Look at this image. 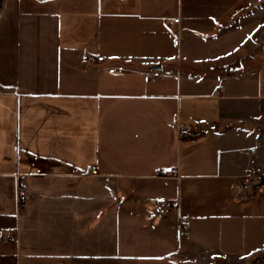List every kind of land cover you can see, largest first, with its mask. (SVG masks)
<instances>
[{
  "label": "crops",
  "instance_id": "crops-1",
  "mask_svg": "<svg viewBox=\"0 0 264 264\" xmlns=\"http://www.w3.org/2000/svg\"><path fill=\"white\" fill-rule=\"evenodd\" d=\"M213 1H1L0 264H264V81Z\"/></svg>",
  "mask_w": 264,
  "mask_h": 264
},
{
  "label": "rangeland",
  "instance_id": "rangeland-1",
  "mask_svg": "<svg viewBox=\"0 0 264 264\" xmlns=\"http://www.w3.org/2000/svg\"><path fill=\"white\" fill-rule=\"evenodd\" d=\"M1 1L2 0H0V4ZM236 1L238 8L233 14L239 15L237 16L239 24H244L247 21L248 26H244L243 29L246 31H244V34H241V37L238 39V41H240L238 51L229 53L228 59H224L222 63L226 64L231 62L232 66L242 68V66L246 65L247 56L251 57L254 55L256 64L261 69V75L264 81V0H220L219 2L216 0L213 1V4H215L217 8L219 7V9H222L225 4H232ZM246 13L249 14L246 15ZM247 29H249V32H247ZM219 62H221V60ZM263 84L264 82H262L260 87L261 93H264ZM262 151L264 153V147ZM261 164V171L254 169V172L258 174L260 180H264V154L261 159Z\"/></svg>",
  "mask_w": 264,
  "mask_h": 264
},
{
  "label": "built area",
  "instance_id": "built-area-1",
  "mask_svg": "<svg viewBox=\"0 0 264 264\" xmlns=\"http://www.w3.org/2000/svg\"><path fill=\"white\" fill-rule=\"evenodd\" d=\"M171 23L173 25L179 23V18H174ZM170 38L172 39L173 45L178 46L179 43V34L175 30H171L170 32ZM82 59L87 62L88 64L91 65H99L104 63L106 60L103 56L99 55H94V54H83ZM121 72V69H117L115 67L109 68L108 72L113 73V72ZM150 78L156 79L160 77V74H154L152 75H147ZM178 128V133L179 135H185L187 137H194L193 133H188V132H182L183 127L181 125H177ZM254 149H251L250 152L254 153ZM97 172L96 169L92 166H87L85 168H82L77 172L78 177H91V176H96ZM173 175L172 173L168 174ZM264 185V180H260L258 174L254 172V170H248L246 173L238 177V181L235 186V194L238 195L239 197H247L249 193H251L254 189L261 187ZM16 197L18 200L19 206L23 204L26 199H27V191H26V184L23 180H18L17 182V187H16ZM163 205H168V201L165 199H160L158 201V205L156 206L157 210H160ZM177 232L179 236H183L187 232V227L186 224L182 221H178L177 225ZM12 237V234H7L6 238Z\"/></svg>",
  "mask_w": 264,
  "mask_h": 264
}]
</instances>
